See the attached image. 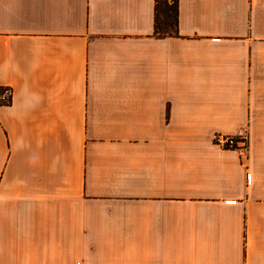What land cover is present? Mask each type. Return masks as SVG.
<instances>
[{
	"label": "crops",
	"instance_id": "0c3cea01",
	"mask_svg": "<svg viewBox=\"0 0 264 264\" xmlns=\"http://www.w3.org/2000/svg\"><path fill=\"white\" fill-rule=\"evenodd\" d=\"M155 3L0 0V264H264V0Z\"/></svg>",
	"mask_w": 264,
	"mask_h": 264
},
{
	"label": "trees",
	"instance_id": "16d2710c",
	"mask_svg": "<svg viewBox=\"0 0 264 264\" xmlns=\"http://www.w3.org/2000/svg\"><path fill=\"white\" fill-rule=\"evenodd\" d=\"M179 0H156L155 3V32L160 36H173L178 33ZM3 87L0 88V95ZM11 103L0 99V105Z\"/></svg>",
	"mask_w": 264,
	"mask_h": 264
},
{
	"label": "built area",
	"instance_id": "2783aa9c",
	"mask_svg": "<svg viewBox=\"0 0 264 264\" xmlns=\"http://www.w3.org/2000/svg\"><path fill=\"white\" fill-rule=\"evenodd\" d=\"M12 88L5 86L0 95V99L9 100L12 97ZM213 141L222 148H235L238 146L239 141H245V134L242 135H225L221 133H215L213 135Z\"/></svg>",
	"mask_w": 264,
	"mask_h": 264
}]
</instances>
